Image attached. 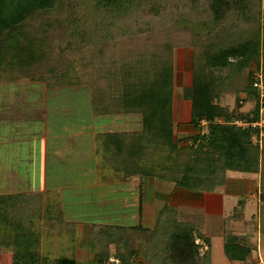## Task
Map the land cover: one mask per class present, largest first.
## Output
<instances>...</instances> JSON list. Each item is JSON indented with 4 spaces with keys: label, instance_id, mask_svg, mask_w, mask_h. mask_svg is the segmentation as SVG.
Instances as JSON below:
<instances>
[{
    "label": "trees",
    "instance_id": "16d2710c",
    "mask_svg": "<svg viewBox=\"0 0 264 264\" xmlns=\"http://www.w3.org/2000/svg\"><path fill=\"white\" fill-rule=\"evenodd\" d=\"M64 1L0 0V82H14L26 76L32 81L46 80L49 87L55 82L72 87L85 85L86 80L92 89V104L99 114L140 116L141 129L98 133L97 140L101 141L98 151L103 154V166L113 169L123 180L138 177L143 191L152 178L195 191H212L225 184L227 171L261 173L260 196L264 203V134H261L260 126H252V123L260 121L261 109L264 108V92L261 96L259 86L255 85L256 80H259L256 71L261 72L264 82V22L261 23L260 18L255 17V4L260 0H186L190 12L199 13L200 19L179 16L182 15L178 10L183 5V0H175L170 5L171 12L177 16L176 24L179 26L183 22L181 31L196 26L205 19V15L211 16V29L219 27L231 16L243 19V29H238L237 33L220 26L214 39L198 44L200 49L194 58L189 105L192 116L190 122L197 132L183 144L178 140L174 119L176 74L172 44L158 37L157 33L160 31H146L144 36H133L132 41L125 35L122 41L111 46L104 40L95 52L105 56V63H100L93 70H88V66L84 71L90 76H85L83 81L79 75L71 72L70 69L75 65L62 69L58 63L49 62L54 50L49 41V31L56 24L64 32L70 33L68 47L78 43V40L73 41L77 37L82 44L88 39L87 33L83 35L81 23L75 20V25L72 22L63 28L62 15L55 17L54 14L60 13L65 5ZM143 1L88 2L95 5L97 10L112 13L121 20L141 6L139 4ZM201 1L203 8L198 11L196 4ZM67 2L70 17L69 7L73 3ZM161 7L152 6V12H159ZM36 20H40L39 29L33 27ZM249 25L252 26L251 33L246 31ZM80 28L82 30L78 31ZM123 31L125 29H120L119 33ZM108 35L109 38L114 36L112 32L105 37ZM253 63L257 64L255 69H251ZM228 68L234 75H246L244 84L238 85L236 92L246 93L245 101L255 99L251 113L242 112L236 116L234 109L230 110L215 101L224 86L220 81L221 76L214 74L212 70ZM37 73H40L39 76H34ZM237 118L248 125L236 124ZM202 119L208 121L206 132H203L205 127H198ZM254 137L257 138L256 142ZM25 195L26 192L0 195V217L10 218L11 210L16 212L18 216L15 219L19 222L26 217L30 220H25L22 230L14 235L12 264H76L75 258L68 255L51 258L47 254H41L37 246L43 225L39 224L38 231L35 232L37 220L33 221L38 211L35 212L33 207H37L36 198L39 199L40 194L32 193L24 198ZM23 200L31 205L28 211L23 210ZM242 206L241 199L235 206L232 217L236 219L244 216ZM260 206L264 210V204ZM64 222L67 225L72 223L65 218ZM141 226H138L141 229L139 237H144L146 243L143 246L139 243L136 249L131 235L133 225L95 223L93 237L95 235V239L104 241V247L101 243L100 249L96 251L95 264H104L113 255L122 264H135L137 256L141 254L145 257L143 264H211L210 237L202 232L197 223L180 219L177 208L164 206L154 227ZM169 227L171 232L168 231ZM162 228L164 232H170L169 236L166 232H161V236L164 234L167 237H161V242H164L163 253L158 252L159 248L152 247ZM197 239H202L207 244L205 252H200L202 244ZM111 245L115 247L112 249ZM93 247L95 252L96 243ZM224 251L230 260L244 261L251 256L252 247L244 244L234 232H229Z\"/></svg>",
    "mask_w": 264,
    "mask_h": 264
},
{
    "label": "rangeland",
    "instance_id": "374dc122",
    "mask_svg": "<svg viewBox=\"0 0 264 264\" xmlns=\"http://www.w3.org/2000/svg\"><path fill=\"white\" fill-rule=\"evenodd\" d=\"M67 1L73 3L69 7L70 17L67 12ZM88 1L65 0L61 12L54 14L55 17L62 15L63 28L72 22L75 25V20L81 23L83 30L82 28L77 30H82L83 35L87 33L88 39L85 44H82L77 37L73 41L78 40V43L68 47L70 33L64 32L56 24L49 31V41L54 48L50 64L58 63L62 69L75 65L74 69H70L71 72H75L84 81L85 76H90L84 70L88 66H90L88 70H93L106 59L103 54L97 55L95 52L104 40L111 46L122 41L125 35L132 41L133 36L137 37L138 34L144 36L146 31L151 33L160 31L159 34L157 33L158 37L172 44L176 74L174 119L177 125L189 124L192 119L189 105L194 58L200 49L199 45L201 42L214 39L215 33L221 29L220 26L225 27L229 32L237 33L238 29H243V19L231 16L219 27L216 26L218 29L216 27L211 29L209 26L212 25L211 16L205 15L204 21H199V24L192 26L191 29L181 31L183 22L182 25L179 23V26L176 24L177 16L171 12L172 6L170 7L175 0H144L143 5L139 4L141 6L138 5L136 10H132L121 20L112 13L97 10L95 5ZM155 5L162 6L159 12H152V6ZM196 5L198 11L203 8L202 1ZM255 6V17H259L263 23L264 0L257 1ZM178 12L182 14L179 16H187L189 19L201 17L197 12H190L186 6V0H183V5ZM67 16L69 18L65 19ZM39 21H34L33 27L39 29ZM255 23L258 24V22ZM179 28L180 30L177 31ZM120 29H125L122 35L119 33ZM251 29L252 26L249 25L246 31L251 33ZM111 32L114 34L112 38H109V35L105 37ZM256 66L257 64L253 63L251 69H255ZM212 71L221 76L220 81L224 86L215 101L230 110L234 109L236 116L242 112L251 113L255 106V99L245 101L247 94L236 92L238 85L244 84L246 75H234L229 68ZM47 82L46 80L32 81L26 76L14 82L5 80L0 82L1 193H8L12 189L15 192L40 188L47 170V184L51 188L50 196L45 195L43 198V194L40 193L39 199L36 198L37 207L35 205L33 207L35 212L38 210L33 217V221L37 220L34 231L37 232L38 225L41 224L48 233L45 245L42 246V243H39L37 246L41 254H47L51 258L61 255L74 257L72 251L75 242L72 243L69 238L75 236L72 229L74 226L72 223L62 225L65 223L64 218L67 221L79 219L133 225L131 235L133 246L137 249L139 243L142 246L146 243L144 237H139L141 229L138 226L142 224L141 227H154L160 218V210L169 205L178 209L180 219L197 223L202 232L210 237L211 264H264V210L260 209V205L264 204L260 196L261 173L227 171L225 184L212 191H195L175 186L172 182L152 178L143 191L138 177L123 180L113 169L103 166V154L98 151L101 141L97 140L98 133L141 129V117L99 114L92 104V89L86 80L85 85L72 87L56 82L49 87ZM259 88L263 96V81L259 84ZM238 105L241 107L239 108ZM235 122L247 126L242 119L237 118ZM190 124L184 127L189 128ZM199 124L198 127H205L203 132H206L208 129L206 122L199 121ZM258 125L264 126V120H260ZM177 131L178 140L182 144L197 132L195 128L189 133L179 129ZM261 134H264V129L261 130ZM254 140L256 142L257 138L254 137ZM82 172L85 176L78 177ZM76 179L80 184L76 185ZM95 185L98 186L95 187ZM91 191H94V200L98 199L97 202H91ZM32 193L34 192L27 191L24 198ZM241 199L244 216L235 219L232 217L234 208ZM23 204L25 205L23 210L28 211L31 205L24 200ZM15 213L10 210V218L0 217L1 264H12L13 238L18 230H22L23 222L28 220L26 215L24 216L26 219L21 220L22 223L19 222L15 219L17 215ZM41 219H44V224L39 221ZM168 231L171 232L170 227ZM168 231L165 233L163 228L158 231L159 235L157 234L155 245L152 246L155 249L159 248L158 252L162 251L164 244L161 242V237L165 235L161 236V232L169 236ZM229 232H234L244 244L252 247L251 256L247 260L233 261L225 254L224 243ZM164 238L167 239V237ZM93 239V245L96 243L93 261L79 262L74 257L76 264H95L96 251L100 249L104 241L95 239V235ZM197 242L202 244L200 252H205L207 244L202 239H197ZM143 255L137 256L135 264L145 262ZM109 262L110 260L104 264H111Z\"/></svg>",
    "mask_w": 264,
    "mask_h": 264
},
{
    "label": "crops",
    "instance_id": "0c3cea01",
    "mask_svg": "<svg viewBox=\"0 0 264 264\" xmlns=\"http://www.w3.org/2000/svg\"><path fill=\"white\" fill-rule=\"evenodd\" d=\"M190 124V121H189ZM189 124H184L183 125L181 123H179L177 125V129H179V131H184L186 132H193L194 126L193 124H190L189 128H185L184 125L189 126ZM183 126V127H182ZM178 132V131H177ZM13 169V168H12ZM85 174L84 172H82L80 175H78V177H84ZM75 182V181H74ZM78 179H76V185L80 184V182L78 183ZM98 185H95V187ZM51 188H49L48 184H47V170L44 173V182L41 183V187L37 188L35 190H26V191H8V193H1L2 191H0V195H7V194H13V193H17V192H27V191H31L34 193H41L43 194V198L45 197V195H49L51 193ZM94 190V189H93ZM55 192V191H52ZM93 193V194H92ZM94 191H91V202H97V200H94L95 195H94ZM50 196V195H49ZM48 196V198H49ZM43 216V215H42ZM80 217V216H79ZM43 218L45 219V217L43 216ZM44 219L42 220L43 224H44ZM95 223H100V222H93V221H88V220H72V224L74 227H72V229H74V234L75 236L73 237H69L73 242H75V246L73 247V256L76 257L77 261H81L82 260L86 263L87 261H93L92 259L94 258V247H93V225ZM102 223H107V222H102ZM108 224H114V223H109ZM62 225H66V223L62 224ZM124 225V224H123ZM46 229L43 227L42 231H41V236H40V243H42V246L48 236L47 231H45ZM46 234V236L43 234ZM54 235L56 234L55 232L53 233ZM75 237V238H74ZM45 245V244H44ZM41 246V248H42ZM114 248V245H112V249ZM72 254V253H71ZM1 264V263H0Z\"/></svg>",
    "mask_w": 264,
    "mask_h": 264
},
{
    "label": "built area",
    "instance_id": "2783aa9c",
    "mask_svg": "<svg viewBox=\"0 0 264 264\" xmlns=\"http://www.w3.org/2000/svg\"><path fill=\"white\" fill-rule=\"evenodd\" d=\"M256 76H258L259 80H256L255 85L256 86H259V84H261V81H262V74H261V72H257L256 71ZM262 119L264 120V108L261 109V119L260 120H262ZM200 121H202V123H205L206 122V124H207V120L206 119H202ZM240 122L243 123L242 121H240ZM244 123H245L244 125H248V123H246V122H244ZM240 125H242V124H240ZM252 125L253 126H257L258 125V122H254V123H252ZM258 126H260V125H258ZM260 127H261V130L264 129L263 128L264 126H260ZM109 260H110L109 263H111V264H122L121 261H120V259L117 258V257H115V256H111Z\"/></svg>",
    "mask_w": 264,
    "mask_h": 264
}]
</instances>
